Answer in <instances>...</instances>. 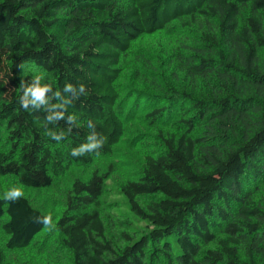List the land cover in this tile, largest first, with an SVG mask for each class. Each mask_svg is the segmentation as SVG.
I'll return each mask as SVG.
<instances>
[{
	"label": "trees",
	"instance_id": "1",
	"mask_svg": "<svg viewBox=\"0 0 264 264\" xmlns=\"http://www.w3.org/2000/svg\"><path fill=\"white\" fill-rule=\"evenodd\" d=\"M6 177L59 197L0 195V264H264V0H0Z\"/></svg>",
	"mask_w": 264,
	"mask_h": 264
},
{
	"label": "rangeland",
	"instance_id": "2",
	"mask_svg": "<svg viewBox=\"0 0 264 264\" xmlns=\"http://www.w3.org/2000/svg\"><path fill=\"white\" fill-rule=\"evenodd\" d=\"M159 37H155V36H150V37H143L141 39H138L137 42L134 43L133 46V50L134 51H138L140 50L143 53H147L150 51H155V44L156 42H158ZM127 126V136H128V140L125 142V146H129L132 147L135 151H136V156L140 158L139 156V151H141L142 149H144L146 147V149L148 148L147 145H142V144H138L137 143V138L134 137V133L132 131V127H134V130H138L140 132H143V134L140 135V137H145L146 139L148 138H153L156 134V129L152 128V127H145V126H133V124L131 123H126ZM118 163V162H117ZM116 163V164H117ZM138 162H136L135 160L133 162H131L129 164L128 170L126 169L125 165H123L122 162L118 163V172L120 174V178L124 177L126 175H129V171L133 172L134 167L137 165ZM76 171H70L69 174H74ZM70 181L69 178L66 179H60V182L58 184L57 188H60L64 185H66L68 182ZM14 190H19L22 192V194L27 195L30 199H34V202L36 203H41L46 197L50 198V197H55V195L57 197H59L57 195V193H55V189L54 186H52L50 189H40V190H29L26 189L22 186H20L17 182H15V180L13 178L10 177H6V178H1L0 179V195H5V193H7L8 191H14ZM48 190V191H47ZM47 192V193H46ZM106 200L110 202V205H108L111 209H113L114 205H126L123 202V198L121 197H117V196H106ZM46 205L47 207L53 208V212H54V206L56 205V200H46ZM107 205V204H106ZM128 214L126 212H124L123 217H126ZM56 242L52 240V238L50 240H48L47 237L44 238V236H40L38 238V242L36 247L32 246L30 249L26 250V251H17V252H21V253H25L20 260H17L16 262L18 264H37L36 258L33 257V255H38L37 253H39L43 247L46 245V247L49 248V253L51 252V249L53 248L54 244ZM57 252H59V257L56 261L59 262H67V255L64 253V251H62V248L56 249ZM20 254H16V256L14 254H12V257L14 259V257H19ZM45 258L47 259L49 257L46 256V253L44 254ZM41 260V258H40ZM64 264V263H62Z\"/></svg>",
	"mask_w": 264,
	"mask_h": 264
},
{
	"label": "clouds",
	"instance_id": "3",
	"mask_svg": "<svg viewBox=\"0 0 264 264\" xmlns=\"http://www.w3.org/2000/svg\"><path fill=\"white\" fill-rule=\"evenodd\" d=\"M23 87V86H22ZM84 85H81V88L83 89ZM71 85L67 84L66 85V90L70 89ZM49 90V87L46 86L44 88H35V89H29V91L32 92L34 100L32 101L33 103L36 102V100H42L44 97V93ZM27 93H25V96ZM23 108H27V101H23L22 105ZM53 139L59 141L61 137H53ZM89 140L93 139V136L88 137ZM104 144V138L101 136V140L93 143H88V144H81L78 148H74L71 152V155L73 156H82L87 153L91 152H98L99 149L103 146ZM95 150V151H93ZM22 196V192L19 190H14V191H8L5 193L4 199L10 200V201H15L16 199L20 198ZM51 222L50 216H46L45 218V226L47 227V224Z\"/></svg>",
	"mask_w": 264,
	"mask_h": 264
}]
</instances>
